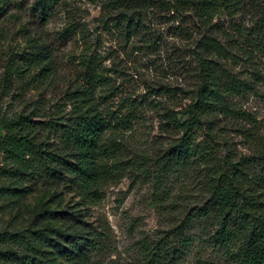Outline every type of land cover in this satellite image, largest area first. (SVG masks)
Returning a JSON list of instances; mask_svg holds the SVG:
<instances>
[{"label": "rangeland", "instance_id": "rangeland-1", "mask_svg": "<svg viewBox=\"0 0 264 264\" xmlns=\"http://www.w3.org/2000/svg\"><path fill=\"white\" fill-rule=\"evenodd\" d=\"M107 1L60 0L43 21L32 11L34 0H0V141L5 136L2 120L24 114L32 119L39 140L59 147L55 130L74 118L73 95L82 91L83 60L96 61L105 77L96 102L111 94L115 98L110 105L128 96L145 107V116L132 129L107 131L104 141L116 146L120 158L109 162L115 165L114 177L99 185L97 199H86L71 178L37 190L0 180V189H28L23 199L0 198V236L50 230L53 241L43 247L41 264H81L55 247L67 248L65 237L76 234L90 247L83 264H237L228 251L209 241L216 229L211 218L194 221L187 233L190 247L174 230L207 203L210 169L197 159L174 168L163 162L182 136L164 116L192 102L199 81L193 52L202 31L189 18L152 7L145 15L148 33L128 35L119 28V12L106 9ZM262 4L264 0H244L237 15L215 19L228 34L219 40L233 54L222 60L223 67L250 83L243 94L227 97L214 116L222 146L218 161L227 155L235 160L254 157L264 149V46L258 34ZM32 45L42 50L39 65L25 66ZM43 69L48 71L40 75ZM7 74L11 82L5 81ZM207 133L201 130L198 142ZM3 162L0 155V166ZM46 211L50 218L38 217ZM61 213L75 216L78 225L68 223L66 215L63 220ZM174 249L181 250L175 260ZM27 256L33 255L17 244L0 243V264H25Z\"/></svg>", "mask_w": 264, "mask_h": 264}, {"label": "trees", "instance_id": "trees-1", "mask_svg": "<svg viewBox=\"0 0 264 264\" xmlns=\"http://www.w3.org/2000/svg\"><path fill=\"white\" fill-rule=\"evenodd\" d=\"M60 0H34L32 11L40 20L47 21ZM244 0H108L106 9L119 12V25L126 34L146 35L145 15L152 9L165 7L173 16L189 18L192 26L202 35L193 52L198 67V84L192 91L190 104L179 112L166 111L165 120L182 136L170 147L164 165L170 168L184 167L197 159L210 169L206 176L209 199L194 216H188L181 226L175 228L183 237L187 247L192 240L187 234L198 219H212L216 229L209 236L213 247L225 249L237 264H264V149L254 157L241 156L235 160L227 155L218 161L220 141L214 129L215 115L223 108L224 101L232 95H241L250 89V83L240 80L223 67L222 60L232 57L231 46H224L218 37H228L226 31L215 23L221 15H237L244 7ZM264 9V4H262ZM260 42L264 46V10L258 24ZM69 37V32L64 34ZM32 45L30 59L25 66L39 65L42 50ZM83 81L81 92L73 96L76 106L74 118L67 124H60L55 130L60 146L52 148L36 136L32 119L24 114L4 118L1 126L5 132L0 141V155L5 158L0 166V180L9 179L19 185L29 184V190H37L41 185H61L71 178L86 199H97L99 185L114 177V166L109 162H119L120 154L116 146L105 143L106 133L130 130L145 116V107L131 97H124L119 104H108L114 96H106L96 102L95 93L104 83V75L98 71L93 59L81 62ZM24 66V67H25ZM27 69V68H26ZM48 70L43 69L40 75ZM9 73V72H8ZM227 77L223 81L220 76ZM39 75V76H40ZM6 82H11L7 74ZM156 96L160 92H155ZM110 96V97H109ZM105 105L104 108L100 105ZM208 131L206 140L198 142L201 130ZM259 174H252L253 170ZM24 187V186H23ZM27 188H1L0 198L23 199ZM66 215L68 223L75 216ZM48 216V217H47ZM52 213L43 212L38 217L50 218ZM64 216L62 219H66ZM75 218V219H74ZM44 219V218H43ZM30 233L2 234L0 243L12 242L24 248L32 258L25 264H37L46 252L43 247L52 243L50 230ZM31 234V235H30ZM177 234V233H176ZM67 248L55 245L70 261L83 264L87 260L89 245L83 243L79 235L66 236ZM181 254L173 250V259ZM38 263L41 264V261ZM199 264H210L200 261Z\"/></svg>", "mask_w": 264, "mask_h": 264}]
</instances>
